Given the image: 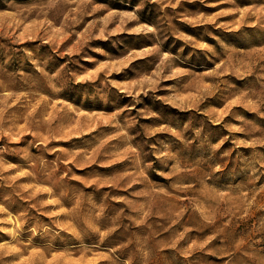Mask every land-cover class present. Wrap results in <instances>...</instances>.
<instances>
[{"label": "rangeland", "instance_id": "1", "mask_svg": "<svg viewBox=\"0 0 264 264\" xmlns=\"http://www.w3.org/2000/svg\"><path fill=\"white\" fill-rule=\"evenodd\" d=\"M0 264H264V0H0Z\"/></svg>", "mask_w": 264, "mask_h": 264}]
</instances>
